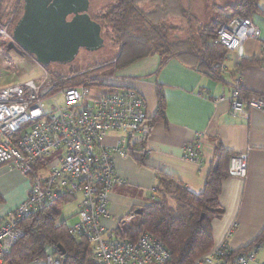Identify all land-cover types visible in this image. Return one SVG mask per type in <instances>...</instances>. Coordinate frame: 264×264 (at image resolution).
Here are the masks:
<instances>
[{"label":"built area","instance_id":"obj_1","mask_svg":"<svg viewBox=\"0 0 264 264\" xmlns=\"http://www.w3.org/2000/svg\"><path fill=\"white\" fill-rule=\"evenodd\" d=\"M0 26V67L12 69V52H22L43 71L42 79H26L0 87V165L28 180L26 197L0 223V264H8L13 246L22 238L21 223L37 219L43 209L57 200H78L76 222L67 226L74 238L87 241L98 264H166L169 251L164 244L143 232L135 240H122L115 230H105L101 220L108 216L109 193L122 183L115 174L114 153L126 159L128 151L117 138L113 146L102 144L108 133L121 132L141 142L149 133L144 101L132 89L92 95L87 84L66 86L53 80L33 56L22 50L8 33L10 23ZM260 30L250 18L234 17L217 30L216 43L235 54L239 67L245 58L244 45L258 40ZM264 59V46H262ZM223 69L215 64L212 70ZM61 97L62 108L57 103ZM53 105L46 109L45 101ZM230 109L245 108L264 112V98H244L236 83L231 92ZM200 141L205 135H196ZM125 150H123V149ZM199 144L187 145L186 157L199 162ZM55 154V155H53ZM53 155V156H52ZM198 161V162H197ZM229 177L245 178L247 154L230 157ZM152 198L155 187L151 188ZM259 254L263 259L259 260ZM264 264V241L237 251L224 243L196 259L193 264ZM28 264H63V256L49 245L43 257Z\"/></svg>","mask_w":264,"mask_h":264},{"label":"crops","instance_id":"obj_2","mask_svg":"<svg viewBox=\"0 0 264 264\" xmlns=\"http://www.w3.org/2000/svg\"><path fill=\"white\" fill-rule=\"evenodd\" d=\"M136 2H146L141 8L151 13L153 21L163 19L168 26L182 25L171 16L177 15L175 0ZM258 6L264 11V0ZM250 20L260 30V36L258 40L245 42L243 60L256 63L237 67L235 54L229 51L221 62L223 69L212 70L213 66L199 68V58L193 53L169 57L153 53L116 71H108L107 77L97 78L116 91L134 90L144 101L150 123L149 133L141 142L121 132L108 133L102 140L103 145L113 146L119 138L129 153L126 159L114 153L115 174L122 183L109 193L108 216L101 220L105 230L114 231L120 219L133 208L150 204L151 193L147 203L130 192H150L156 184L157 172L174 178L192 194L201 193L214 147L219 143L232 156L247 154V174L243 179L228 176L221 183L218 202L223 213L211 221L213 248L225 243L230 250L237 251L253 244L264 232V112L245 108L241 113H233L229 101L236 83L248 98H264V16L253 14ZM91 88L99 94L109 93L107 88ZM158 92L164 100V120L152 122ZM200 134L205 135L204 141L197 138ZM190 144H199L198 163L186 157L185 148ZM28 186L25 177L0 165V207L5 206L0 210V223L26 197Z\"/></svg>","mask_w":264,"mask_h":264},{"label":"trees","instance_id":"obj_3","mask_svg":"<svg viewBox=\"0 0 264 264\" xmlns=\"http://www.w3.org/2000/svg\"><path fill=\"white\" fill-rule=\"evenodd\" d=\"M94 1L90 0V7ZM259 1L239 0L234 4L224 5L222 9L226 16L217 15L216 19L203 26L200 23L182 25L180 30L182 34H186V39H179L180 35L174 32L177 30L176 26L164 24L163 19L153 21L151 13L141 8V4L146 2L116 0L115 4L105 12H99L98 17L91 15V18L100 24L101 30L111 27L112 32L118 36L114 42L119 46L118 52L112 58L115 71L153 53L169 57L181 52L195 54L197 59L199 58V68L210 69L215 64H221L229 52L224 46L216 43L218 28L234 17L250 18L253 14L264 16V11L258 6ZM175 2L178 17L182 15L187 17L188 12L183 9L181 0H175ZM22 3L23 0L10 17L7 31L11 36L23 12ZM4 6L5 0H0L1 20H4L6 16V12L2 14ZM7 13L12 14L10 11ZM227 16L232 17L227 18ZM8 19L0 23L5 25ZM175 36H177L176 39ZM253 63L256 61L242 60L239 67ZM97 74L99 73L92 72L86 75V78L92 80L87 86L107 88L109 93L116 91L109 84L100 82L97 79L100 74ZM240 93L245 99L248 98L241 91ZM157 101V111L152 122L164 120V100L159 92ZM147 123L150 127V123ZM231 156L232 154L223 149L219 143L215 145L204 190L198 195L190 193L174 178L157 172L155 194L150 204L133 208L120 219L115 229L116 235L122 240L132 241L139 234L146 232L160 240L169 251L170 257L166 264H193L196 259L214 247L211 221L223 213L218 202V195L221 183L228 177L227 170ZM169 200L172 205L169 204ZM62 203L57 200L46 206L36 220L27 219L21 223L24 234L11 249L7 259L8 264H28L34 258L43 257L49 245L60 246L63 249L65 252L63 264H98L93 259V252L87 241L69 235L64 221L57 224ZM138 209H142L141 214L132 215L134 210ZM128 220L132 223H127ZM262 241H264V232L247 247L250 248Z\"/></svg>","mask_w":264,"mask_h":264},{"label":"rangeland","instance_id":"obj_4","mask_svg":"<svg viewBox=\"0 0 264 264\" xmlns=\"http://www.w3.org/2000/svg\"><path fill=\"white\" fill-rule=\"evenodd\" d=\"M21 1L22 0H5V6L3 7L4 12H2V14H5L6 12V16L4 17V20L0 19V22L5 21L13 16V12L17 7H19ZM237 1L239 0H181L182 7L183 9L187 10L188 16L184 17L182 15L181 17H178V14L171 16H174L173 19H175L177 23H182V25H192L193 23H200V25L203 26L206 25V23H209L211 20L216 19L217 15L221 14L223 15V17H225L226 15H224L222 7L227 4H234ZM115 2L116 0H95L92 3V6L90 7L88 13L90 14V16L95 15L96 17H98L99 12H105V10L113 6ZM8 11L12 12V14H8ZM230 17L232 16H227V18ZM169 18H171V21L173 20L172 17ZM2 24L3 23H0V26ZM182 25L177 24V30L174 32L180 35L179 39H186V34H182V31L180 30ZM117 37L118 36L114 34V32H112L111 27H105L102 29V38L104 41L101 48L94 51L79 49L77 55L71 62L62 65L54 63L49 65L45 69L47 70V73L49 74L51 79H61L66 86H79L81 84H88L91 78H86V75L92 72H97L100 74V76L107 77L109 74L105 73L115 70L112 58L118 52L119 46L114 43ZM9 57L12 60L13 66L12 69L9 70H5L4 68L0 67V87L11 83L14 84L22 82L26 79H33L35 81H39L40 79H42L43 71H41V69L36 66V64H34V62L30 58L24 56L22 52H12L10 53ZM97 93V91L91 89L92 95H96ZM57 103L60 107H65V103L61 97L57 98ZM51 105H53L52 101L50 99H47L45 101L46 109H50ZM150 193L151 191L149 192L143 190H133L130 192V194L134 196L143 198V200L147 203L150 199ZM8 199L9 197H7V202ZM76 200H69L61 204V214L58 218V222L64 221L67 226H71L76 222L79 197ZM169 204L172 205V202L170 200ZM4 208L5 206L1 205L0 210L2 211ZM127 223H130V220H128ZM258 259L262 260L263 255L259 254Z\"/></svg>","mask_w":264,"mask_h":264},{"label":"water","instance_id":"obj_5","mask_svg":"<svg viewBox=\"0 0 264 264\" xmlns=\"http://www.w3.org/2000/svg\"><path fill=\"white\" fill-rule=\"evenodd\" d=\"M89 10L90 0H23V12L12 38L44 68L69 63L79 49L94 51L103 46L101 26ZM141 212L134 210L132 215ZM56 248L65 255L60 246Z\"/></svg>","mask_w":264,"mask_h":264}]
</instances>
